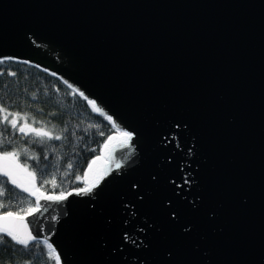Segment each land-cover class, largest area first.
Here are the masks:
<instances>
[{"label": "water", "instance_id": "obj_1", "mask_svg": "<svg viewBox=\"0 0 264 264\" xmlns=\"http://www.w3.org/2000/svg\"><path fill=\"white\" fill-rule=\"evenodd\" d=\"M3 59L116 129L84 187L12 222L29 243L58 264H264V0H0Z\"/></svg>", "mask_w": 264, "mask_h": 264}, {"label": "trees", "instance_id": "obj_2", "mask_svg": "<svg viewBox=\"0 0 264 264\" xmlns=\"http://www.w3.org/2000/svg\"><path fill=\"white\" fill-rule=\"evenodd\" d=\"M0 61V108L5 110L0 112V154L19 152L15 161L35 173L36 187L44 193L60 195L84 187L83 174L91 160L101 153L106 139L116 132L113 124L108 117L95 112L58 76L29 62ZM8 113L25 117L17 123L27 125L26 131L42 129L53 136L60 135L61 139L44 137L41 143L32 133L23 136L3 122V116ZM32 155L37 158L30 159ZM5 180L7 178L0 175V181ZM7 189L11 190L10 194L0 196V201L11 206L0 209V213L24 214L35 205L27 193L10 182ZM4 240L0 243V264H25L26 261L28 264H57L55 254L41 240L32 241L27 247L9 237Z\"/></svg>", "mask_w": 264, "mask_h": 264}, {"label": "snow or ice", "instance_id": "obj_3", "mask_svg": "<svg viewBox=\"0 0 264 264\" xmlns=\"http://www.w3.org/2000/svg\"><path fill=\"white\" fill-rule=\"evenodd\" d=\"M2 63V61H0ZM9 75H13L12 73H9ZM91 103V101H89ZM5 110L3 108H0V112H4ZM9 116H11V119H9ZM18 119H25V117L20 116L19 113H8L3 116V122L6 124H9L12 129L18 130L23 136H28L29 133L34 134L36 138L39 139V142H43V138L47 137L49 140L55 139L60 140V135L53 136L50 132L44 131L42 129L37 128H28V131H26L27 125H18L17 120ZM110 119V118H108ZM103 134V133H101ZM122 135L125 138H129V133L124 132ZM109 141L113 139V137L108 138ZM105 148L108 147L107 144L104 145ZM25 154H27V150H24ZM19 152L12 151V152H4L3 155H0V161H4L3 165L0 166V173L4 177H7V180L0 181V196H5L7 194H10L11 190L7 189V184L10 182L12 185H14L16 188L20 189L22 192L27 193L29 196L36 197L35 200V208L29 207L27 209V213L29 215L33 214V212H39L41 205L40 200H63L65 198V195L63 192L60 193L59 196H48L45 195L43 192L40 191L39 188L35 185V173L26 171L27 165H25L23 168L15 164V159L19 155ZM37 157L35 155H32L30 159H36ZM44 159H47V156L44 157ZM95 163V161H93ZM71 167V165H69ZM89 168L91 169V165H89ZM79 179V177H77ZM53 184H55V178H53ZM43 187V185H41ZM83 191V190H81ZM11 205L3 203V201H0V209L10 207ZM21 211H24L21 209ZM19 221L22 223L23 216L14 213L12 211H7L4 215H0V222H3L0 224V234H3L0 236V243H4V237H9L12 241H14L18 245H22L27 247L29 245V241L35 239L30 233H27L26 230L23 234L20 233L19 228L14 225L12 222ZM46 243V242H45ZM49 249H51V245H47ZM51 256V253H49ZM57 264H58V257ZM25 264H28L26 261Z\"/></svg>", "mask_w": 264, "mask_h": 264}, {"label": "rangeland", "instance_id": "obj_4", "mask_svg": "<svg viewBox=\"0 0 264 264\" xmlns=\"http://www.w3.org/2000/svg\"><path fill=\"white\" fill-rule=\"evenodd\" d=\"M26 171H28L27 169H26ZM29 172V171H28ZM82 182H83V178H82ZM32 208H35V205L34 206H32ZM27 213V212H26ZM25 214V213H24ZM20 215H22V214H20ZM52 250V249H51ZM53 252V251H52ZM54 253V252H53Z\"/></svg>", "mask_w": 264, "mask_h": 264}]
</instances>
